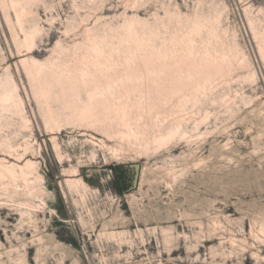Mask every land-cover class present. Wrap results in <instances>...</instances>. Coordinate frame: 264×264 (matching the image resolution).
I'll return each instance as SVG.
<instances>
[{
	"label": "rangeland",
	"instance_id": "obj_1",
	"mask_svg": "<svg viewBox=\"0 0 264 264\" xmlns=\"http://www.w3.org/2000/svg\"><path fill=\"white\" fill-rule=\"evenodd\" d=\"M7 78L0 264H264V0H0Z\"/></svg>",
	"mask_w": 264,
	"mask_h": 264
},
{
	"label": "bare ground",
	"instance_id": "obj_2",
	"mask_svg": "<svg viewBox=\"0 0 264 264\" xmlns=\"http://www.w3.org/2000/svg\"><path fill=\"white\" fill-rule=\"evenodd\" d=\"M0 96L6 98L8 101H13V103L16 105L19 104V99L15 96L12 82L8 78L0 82ZM10 108L15 109V106L11 105L9 107H4V109H7L8 111H10ZM2 117L3 115L0 113V118Z\"/></svg>",
	"mask_w": 264,
	"mask_h": 264
}]
</instances>
